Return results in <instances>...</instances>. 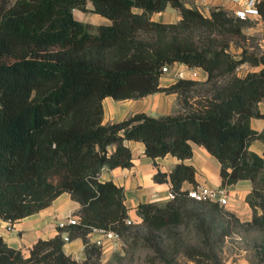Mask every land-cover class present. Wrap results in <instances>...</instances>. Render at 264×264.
<instances>
[{"label":"trees","instance_id":"1","mask_svg":"<svg viewBox=\"0 0 264 264\" xmlns=\"http://www.w3.org/2000/svg\"><path fill=\"white\" fill-rule=\"evenodd\" d=\"M90 1L91 10L111 23L77 19L72 10H86L87 0H0V218L18 220L63 191L79 203L74 223L57 225L55 235L37 238L27 253L0 234V264H102V247L87 233L104 228L121 236L132 224L125 220L122 186L98 178L103 167L132 164L125 138L142 141L153 159L167 153L189 157L195 141L219 160L223 185L241 178L252 182L245 198L251 219L242 221L219 202L196 199L181 188L184 180L196 185L193 165L181 160L168 172L157 168L153 180H169L174 197L136 205L150 235L170 236L193 218L207 239L216 215L227 211L261 232L264 260V152L249 148L252 139L264 141V128L250 126L251 116H263L257 104L264 100V52L236 58L227 48L248 19L222 6L205 15L182 0ZM168 3L179 9L177 21L150 18ZM256 6L264 18V0ZM246 60L261 67L238 75L236 67ZM173 62L199 67L205 76L160 85L161 66ZM156 91L176 92L177 112L137 111L102 121L105 96L137 98ZM63 231L82 238L83 259L64 251ZM189 250L194 256V247Z\"/></svg>","mask_w":264,"mask_h":264},{"label":"crops","instance_id":"2","mask_svg":"<svg viewBox=\"0 0 264 264\" xmlns=\"http://www.w3.org/2000/svg\"><path fill=\"white\" fill-rule=\"evenodd\" d=\"M186 6H195L205 15H209L210 7L222 6L225 9L233 10L238 3L233 0H182ZM92 9L90 0L86 2V10L74 8V16L84 22L96 26L99 24H109L111 20ZM133 11L140 12L142 9L138 6L132 7ZM150 18L163 22H174L180 18L178 8L169 3L162 10L152 11ZM175 67L169 72H165L160 77V85H168L176 78L173 73ZM188 77L189 73L184 70ZM205 73H202V78ZM104 113L103 122L120 120L129 114L137 111H144L151 115H161L175 113L180 107L177 101L176 92L156 91L137 98L114 99L112 96H105L102 100ZM258 109L263 116H251L250 126L256 130L264 128V100L258 101ZM124 143L130 147L132 153V164L130 166H115L111 168L103 167L99 172L98 178L101 181L112 180L115 184L122 186L124 190V203L128 208L130 218L140 219L135 212V207L139 202L158 201L163 202L169 199L171 183L169 180L158 182L153 180V173L159 168L162 171H170L178 161L191 164L195 168L194 179L197 184H204L209 187H223L228 192V200L224 204L226 208L240 220L251 219V207L246 201V195L252 188V182L249 178L238 179L235 183H221L220 162L206 149V147L195 141H190L192 146V155L180 159L172 154L156 156L154 159L145 155L144 145L140 140L125 138ZM249 148L256 153L263 155L264 141L255 138L249 143ZM154 161L156 164H154ZM193 183L184 180L181 184L182 189H189ZM79 203L72 199L67 191L61 192L45 207L38 211L26 215L18 220L10 222L0 218V234L6 242L13 247H20L24 252L36 241L37 238H48L55 235L58 231L57 225L60 222L67 221L75 214ZM97 231H89L87 236L91 240L98 237ZM107 245V244H106ZM104 246L103 250L109 249ZM84 244L80 236L72 237L64 241L63 249L67 254L74 258H83Z\"/></svg>","mask_w":264,"mask_h":264},{"label":"rangeland","instance_id":"3","mask_svg":"<svg viewBox=\"0 0 264 264\" xmlns=\"http://www.w3.org/2000/svg\"><path fill=\"white\" fill-rule=\"evenodd\" d=\"M220 6V5H219ZM213 7H210V10ZM230 11L229 9H227ZM232 13V10L230 11ZM92 31L95 28H91ZM230 53L239 58L242 52L258 54L264 52V18L260 15L248 19L241 36H232L227 46ZM238 75L257 70L261 65H252L249 60L238 65ZM220 204V203H219ZM224 209L225 205L221 204ZM192 204L185 207L190 208ZM195 211L194 209H192ZM198 210H201L198 208ZM228 210V209H227ZM230 211V210H229ZM210 216H207L209 220ZM211 233L198 229L196 221L190 219L173 228L175 233L157 237L150 235L140 219L131 218L132 224L121 235L122 242L115 249L102 251V264H264L260 249L262 234L255 227L235 221L226 212L218 214ZM148 242H147V241ZM194 247V256L188 248ZM26 253V252H25ZM84 257V256H83ZM81 260L83 258H77Z\"/></svg>","mask_w":264,"mask_h":264},{"label":"built area","instance_id":"4","mask_svg":"<svg viewBox=\"0 0 264 264\" xmlns=\"http://www.w3.org/2000/svg\"><path fill=\"white\" fill-rule=\"evenodd\" d=\"M238 3V6L232 10V14L241 19H250L254 17H259L260 13L257 10V3L259 0H233ZM175 67L173 73L176 77L185 76L184 70H187L191 78H202V72L199 67L188 66L183 62H173L172 64L165 63L161 66L162 73L169 72L171 68ZM237 73L240 70V67L237 66ZM187 194L196 199L208 198L211 200H215L220 204H225L228 200V192L223 187H209L204 184H197L187 189ZM168 197H174V192L169 191ZM77 220L76 215H72L68 218L67 221L60 222L58 225H61L65 222L74 223ZM126 222H131L132 219L130 217L125 219ZM93 231H97L98 237L94 240L96 243L100 244L102 250L104 246H109V248L115 249L122 242V238L117 231L112 229H104V228H93ZM62 237L64 241H68L70 238L66 231L62 232Z\"/></svg>","mask_w":264,"mask_h":264}]
</instances>
